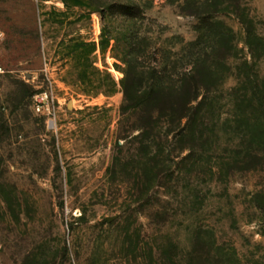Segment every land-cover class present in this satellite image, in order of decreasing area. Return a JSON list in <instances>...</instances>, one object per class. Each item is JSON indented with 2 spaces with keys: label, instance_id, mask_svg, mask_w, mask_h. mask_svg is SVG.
<instances>
[{
  "label": "rangeland",
  "instance_id": "1",
  "mask_svg": "<svg viewBox=\"0 0 264 264\" xmlns=\"http://www.w3.org/2000/svg\"><path fill=\"white\" fill-rule=\"evenodd\" d=\"M185 1L0 0V264H196L213 246L204 264H264V166L242 164L257 122L264 140V57L239 21L214 17L237 50L190 147L123 110L138 41L159 69L196 41ZM246 1L264 38V0Z\"/></svg>",
  "mask_w": 264,
  "mask_h": 264
},
{
  "label": "trees",
  "instance_id": "2",
  "mask_svg": "<svg viewBox=\"0 0 264 264\" xmlns=\"http://www.w3.org/2000/svg\"><path fill=\"white\" fill-rule=\"evenodd\" d=\"M118 8L124 13L138 11L125 4H119ZM180 11L198 20L200 26L196 28V41L187 45L179 59L181 64L177 67L174 65L173 69H169L165 63L161 69L158 64H150L149 61L156 54L142 47V41H138L132 48V57L128 62L124 82L126 106L123 110L124 113L139 111L140 129L146 141H150V133L147 132L164 122L168 130L166 137L169 133H176L181 147L186 148L190 147V140H196L198 123L205 125L202 111L218 83L220 67L235 58L237 50L233 31L220 22H214L215 15L227 14L239 21L245 32V44L254 58L264 57V38L256 34L246 0H186L180 6ZM138 36L136 38L139 40ZM168 75H175V80L172 81ZM246 101L254 105L256 99ZM235 106L239 109L241 105ZM233 118L238 124L243 120V114L233 115ZM183 122H186L184 126ZM252 126L254 130L249 133L250 140L243 152L242 164L248 170L264 166V140L257 139L262 126L259 122ZM215 247H212V252L211 248L210 251L195 250L193 259L196 264H204L205 258L222 256L221 248Z\"/></svg>",
  "mask_w": 264,
  "mask_h": 264
},
{
  "label": "built area",
  "instance_id": "3",
  "mask_svg": "<svg viewBox=\"0 0 264 264\" xmlns=\"http://www.w3.org/2000/svg\"><path fill=\"white\" fill-rule=\"evenodd\" d=\"M35 110L39 113L42 114L46 117H48V119L50 120V122L52 123V110H51V105L49 103V98L48 95L45 94H39L35 96Z\"/></svg>",
  "mask_w": 264,
  "mask_h": 264
}]
</instances>
